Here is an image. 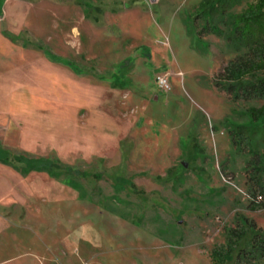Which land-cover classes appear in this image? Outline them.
Here are the masks:
<instances>
[{
  "label": "rangeland",
  "instance_id": "374dc122",
  "mask_svg": "<svg viewBox=\"0 0 264 264\" xmlns=\"http://www.w3.org/2000/svg\"><path fill=\"white\" fill-rule=\"evenodd\" d=\"M201 1L7 0L3 30L29 31L55 54L44 55L49 71L34 68L39 89H16L30 101L18 105L28 118L17 120L24 128L11 142L83 176L62 174L56 189L50 180L47 214L1 236L0 264H212L238 215L264 230V210H250L249 154L233 148L225 124L248 123L244 113L262 103H232L215 88L236 54L223 39L189 34L203 25L193 19ZM255 1L236 0L230 11ZM86 6L103 10L98 24ZM9 49L0 45L5 66L43 56ZM253 141L264 153V131ZM119 178L146 195L116 189Z\"/></svg>",
  "mask_w": 264,
  "mask_h": 264
},
{
  "label": "trees",
  "instance_id": "16d2710c",
  "mask_svg": "<svg viewBox=\"0 0 264 264\" xmlns=\"http://www.w3.org/2000/svg\"><path fill=\"white\" fill-rule=\"evenodd\" d=\"M235 4L236 0H202L193 19L194 22L200 20L203 25L196 33L189 31V34L200 41L207 35L223 39L236 54L215 76L213 84L216 89L224 92L232 103H262L260 107H251L244 113L248 123L238 124L232 119L225 122L233 148L249 154L250 210L256 212L264 210V153L253 141L254 134L264 131V0L248 4L240 13H231L230 9ZM86 8V18L99 23L103 10L92 6ZM0 162L21 170L23 174L46 172L54 178L62 174L83 176L79 170L64 166L56 159L16 156L1 149ZM93 177L97 180L102 178L100 175ZM125 186L135 195H146L133 182H125L124 178H119L115 187L122 191ZM259 197L262 201L257 202ZM210 259L212 264H264V230L255 220L238 215L235 225L225 230V243L212 250Z\"/></svg>",
  "mask_w": 264,
  "mask_h": 264
},
{
  "label": "crops",
  "instance_id": "0c3cea01",
  "mask_svg": "<svg viewBox=\"0 0 264 264\" xmlns=\"http://www.w3.org/2000/svg\"><path fill=\"white\" fill-rule=\"evenodd\" d=\"M6 2L7 0L4 1L2 8L0 9V45L6 46L8 49L11 48L9 50L13 53L20 52L21 55L27 52L33 53L35 51H41L43 53V56L39 58L38 62L34 65L32 64V66L28 65V63L24 61L19 64L15 61L16 64H7L5 66L4 64H1V60H3L1 58L3 51L0 50V149L9 152L12 155L26 156L22 152L18 153L16 146H14L11 142L14 135L16 136L17 132L22 133L24 128V125H18L17 120L24 121L28 118L26 111L22 112V115L17 114L18 105H24V107H22L23 109H21V111H24L28 101H30L29 99L27 101V98L24 97L20 98L17 95L16 89L19 88V85L25 88L35 87L39 89L40 86L38 83H33L35 80V75L33 74L34 68L36 66L35 70L37 72L49 71L50 64L46 59H44V55L46 56L48 53H51L52 55L55 54L44 48V46L40 44L38 45L37 42H35L36 40L32 33L29 31L9 32L3 30V8ZM89 21L94 22L93 20ZM36 53L39 54V52ZM58 77L63 80L65 79V76L60 75L59 73ZM46 84L48 85L49 83ZM117 85H120V83ZM114 86L115 84L111 83V87L114 88ZM127 86L128 83H125V88ZM42 100L37 99V104L41 103L42 105ZM64 101L65 100H62L61 102L59 101V105ZM28 158L40 159L46 157ZM38 173H44L47 177H32ZM50 180L53 182L52 189L58 188L57 186H60L61 184L57 179L46 172H29L27 174H23L21 170H17L12 166L5 165L0 162V238L5 232L14 233V228H16V230L29 229L28 224L31 217L36 220L39 218L41 219L43 215L47 214V212H45V208H43L44 205H47V201H43L44 199L42 195L45 193L47 194V197H49L51 189L49 183ZM68 188H70L69 196L71 198V195L77 194L78 191L76 188L70 185ZM28 196H31V198L33 197L32 205H29V202L27 201ZM61 198L62 200L65 199L64 196ZM79 198H81V195L77 194V197L74 198V202L79 200ZM62 207H64V203L60 208ZM4 263H11V260H6Z\"/></svg>",
  "mask_w": 264,
  "mask_h": 264
},
{
  "label": "built area",
  "instance_id": "2783aa9c",
  "mask_svg": "<svg viewBox=\"0 0 264 264\" xmlns=\"http://www.w3.org/2000/svg\"><path fill=\"white\" fill-rule=\"evenodd\" d=\"M156 79L159 88L163 90H167L169 88L168 79L165 75H158ZM259 201H262L261 197L258 198L257 202Z\"/></svg>",
  "mask_w": 264,
  "mask_h": 264
}]
</instances>
